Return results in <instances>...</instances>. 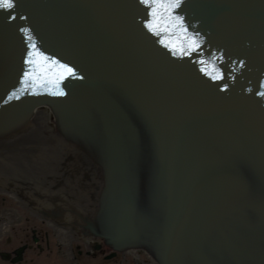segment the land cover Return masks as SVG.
Wrapping results in <instances>:
<instances>
[{
    "label": "water",
    "instance_id": "obj_1",
    "mask_svg": "<svg viewBox=\"0 0 264 264\" xmlns=\"http://www.w3.org/2000/svg\"><path fill=\"white\" fill-rule=\"evenodd\" d=\"M13 2L0 188L159 264H264V0L157 7L159 34L140 0ZM29 37L75 71L63 95L22 83Z\"/></svg>",
    "mask_w": 264,
    "mask_h": 264
},
{
    "label": "bare ground",
    "instance_id": "obj_2",
    "mask_svg": "<svg viewBox=\"0 0 264 264\" xmlns=\"http://www.w3.org/2000/svg\"><path fill=\"white\" fill-rule=\"evenodd\" d=\"M85 254L80 264H159L143 247L110 248L101 234L53 222L0 188V264H75Z\"/></svg>",
    "mask_w": 264,
    "mask_h": 264
},
{
    "label": "snow or ice",
    "instance_id": "obj_3",
    "mask_svg": "<svg viewBox=\"0 0 264 264\" xmlns=\"http://www.w3.org/2000/svg\"><path fill=\"white\" fill-rule=\"evenodd\" d=\"M140 2L152 8L150 15H152L154 19L146 24V27L154 34H159V20L155 19L157 7H164L168 10L180 6V0H167L166 3L162 2V0H140ZM13 8V0H0V9L11 10ZM22 31L25 33L28 32L27 29H22ZM161 43H164V41L162 40ZM29 44L30 48L33 50L29 51L28 59H26L25 63L33 67L28 71H25L24 81H22V83H26L28 80H32L34 83L39 82L41 84L54 83L56 86V92L53 94L63 95V91L59 89V83L66 77L75 76V71L72 67L66 64H61L59 61L45 56L42 52L36 49L34 44L31 43L30 37ZM191 44L193 50H195V47H198L194 40ZM259 95H264V93H259ZM9 98L11 99V97Z\"/></svg>",
    "mask_w": 264,
    "mask_h": 264
},
{
    "label": "flooded vegetation",
    "instance_id": "obj_4",
    "mask_svg": "<svg viewBox=\"0 0 264 264\" xmlns=\"http://www.w3.org/2000/svg\"><path fill=\"white\" fill-rule=\"evenodd\" d=\"M26 230V231H25ZM39 231H41L40 229H39ZM24 232H26V233H24ZM24 232L23 233H21L22 235H23V237L24 238H26V240L33 234L32 232H33V228L31 227V226H29V225H27L25 228H24ZM26 234V235H25ZM35 238H34V236L32 237V240H34ZM37 242V241H36ZM49 245V244H48ZM50 246H51V242H50ZM106 251V250H105ZM38 252H42V251H38ZM107 252V251H106ZM78 255H80V256H82V253L81 254H78ZM78 258V257H77ZM80 260H78V259H73L72 261L76 264H80L79 262H85L86 261V259H87V257H86V254H85V258H79ZM35 264H37L36 262H35Z\"/></svg>",
    "mask_w": 264,
    "mask_h": 264
}]
</instances>
